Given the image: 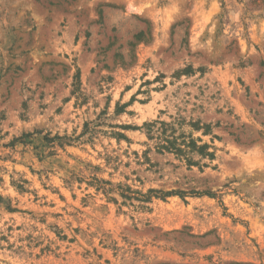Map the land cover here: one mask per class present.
<instances>
[{
	"label": "rangeland",
	"instance_id": "374dc122",
	"mask_svg": "<svg viewBox=\"0 0 264 264\" xmlns=\"http://www.w3.org/2000/svg\"><path fill=\"white\" fill-rule=\"evenodd\" d=\"M0 264H264V0H0Z\"/></svg>",
	"mask_w": 264,
	"mask_h": 264
},
{
	"label": "trees",
	"instance_id": "16d2710c",
	"mask_svg": "<svg viewBox=\"0 0 264 264\" xmlns=\"http://www.w3.org/2000/svg\"><path fill=\"white\" fill-rule=\"evenodd\" d=\"M121 111L122 106L116 107L117 113ZM202 125L204 127L203 133H208L209 124ZM141 127L144 129L147 139L154 141V149L157 152H172L188 166L198 164L199 162V160H194V153L210 160L214 158V151L209 150V145L206 142H202L199 137L194 138L192 134L185 135L184 132L177 133L174 122L155 119L144 122ZM196 128L199 129L201 126H196ZM116 135L117 137H123L121 133H117ZM169 195L181 196L182 192L180 190L161 191L148 189L145 194H142V197L148 200L151 196L164 198Z\"/></svg>",
	"mask_w": 264,
	"mask_h": 264
}]
</instances>
